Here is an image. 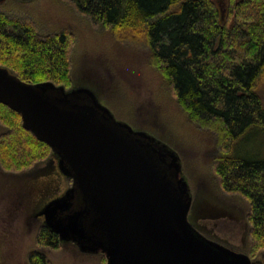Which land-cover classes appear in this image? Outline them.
Here are the masks:
<instances>
[{
    "label": "trees",
    "instance_id": "1",
    "mask_svg": "<svg viewBox=\"0 0 264 264\" xmlns=\"http://www.w3.org/2000/svg\"><path fill=\"white\" fill-rule=\"evenodd\" d=\"M95 26L141 33L150 56L190 118L219 129L212 163L227 194L250 203L254 248H264V0H67ZM68 32L41 34L33 24L0 12V66L28 84L70 85ZM0 166L20 172L44 161L48 144L0 103ZM37 245L57 250L59 236L42 227ZM31 264H49L44 253Z\"/></svg>",
    "mask_w": 264,
    "mask_h": 264
},
{
    "label": "water",
    "instance_id": "2",
    "mask_svg": "<svg viewBox=\"0 0 264 264\" xmlns=\"http://www.w3.org/2000/svg\"><path fill=\"white\" fill-rule=\"evenodd\" d=\"M0 103L52 148L73 181L38 213L61 242L101 252L107 264H254L194 228L179 155L116 121L92 90L28 84L0 67Z\"/></svg>",
    "mask_w": 264,
    "mask_h": 264
},
{
    "label": "rangeland",
    "instance_id": "3",
    "mask_svg": "<svg viewBox=\"0 0 264 264\" xmlns=\"http://www.w3.org/2000/svg\"><path fill=\"white\" fill-rule=\"evenodd\" d=\"M228 4L222 0L224 16L233 10ZM0 12L33 24L44 35L70 33L71 71L70 85L63 86L66 91L92 90L116 121L174 150L193 197L189 221L194 228L247 255L252 263L264 264V248L256 249L252 242L250 203L225 193L213 166L212 155L221 151L218 127L190 118L154 64L143 34L95 26L67 0H7ZM258 90L264 99V75ZM8 131L0 122V137ZM49 152L28 170L12 172L0 166V264H31L29 255L34 251L44 253L49 264H107L105 254L84 253L74 242H61L57 250L37 245L45 226L38 213L73 186L72 179L61 173L59 158L50 146Z\"/></svg>",
    "mask_w": 264,
    "mask_h": 264
}]
</instances>
